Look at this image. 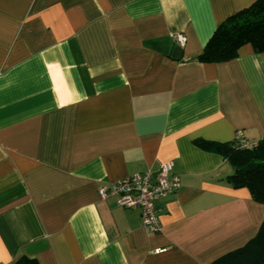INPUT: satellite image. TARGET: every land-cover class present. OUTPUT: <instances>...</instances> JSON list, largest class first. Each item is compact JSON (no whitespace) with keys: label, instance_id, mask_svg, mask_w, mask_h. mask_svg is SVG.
<instances>
[{"label":"crops","instance_id":"crops-1","mask_svg":"<svg viewBox=\"0 0 264 264\" xmlns=\"http://www.w3.org/2000/svg\"><path fill=\"white\" fill-rule=\"evenodd\" d=\"M254 1L0 0V264H211L256 236L264 203L195 144L264 137V51L197 59ZM167 161L158 232L99 196Z\"/></svg>","mask_w":264,"mask_h":264},{"label":"trees","instance_id":"trees-1","mask_svg":"<svg viewBox=\"0 0 264 264\" xmlns=\"http://www.w3.org/2000/svg\"><path fill=\"white\" fill-rule=\"evenodd\" d=\"M245 44H251L256 52L264 51V0H255L219 24L197 59L201 62L229 61L239 55V49ZM195 144L224 155L234 169L228 176L231 185L246 187L255 201L264 203V137L253 148L240 147L235 139L217 142L201 138L196 139ZM14 264L40 262L22 256ZM211 264H264V220L254 238Z\"/></svg>","mask_w":264,"mask_h":264},{"label":"built area","instance_id":"built-area-1","mask_svg":"<svg viewBox=\"0 0 264 264\" xmlns=\"http://www.w3.org/2000/svg\"><path fill=\"white\" fill-rule=\"evenodd\" d=\"M177 41L184 45L186 37L175 34ZM235 142L244 148L257 146L258 140L246 139L242 132H237ZM181 188V178L173 171L171 161L163 162L157 170L148 169L134 172L98 189L102 199L115 197L116 203L125 208L137 207L141 211L143 226L147 231L158 232L160 225V207L158 201Z\"/></svg>","mask_w":264,"mask_h":264}]
</instances>
